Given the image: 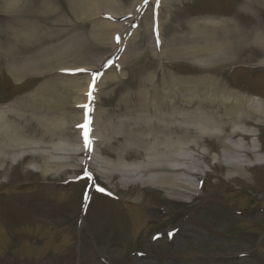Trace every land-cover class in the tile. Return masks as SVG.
I'll return each instance as SVG.
<instances>
[{"label":"rangeland","instance_id":"rangeland-1","mask_svg":"<svg viewBox=\"0 0 264 264\" xmlns=\"http://www.w3.org/2000/svg\"><path fill=\"white\" fill-rule=\"evenodd\" d=\"M255 1L253 11H242L238 0L159 2L164 22L161 42H165L161 48L151 33L155 0L127 21L105 17L133 15L141 0H17L34 10L38 3L57 9L58 21L49 15L43 22H31V36L33 31L51 36L58 30L61 67L100 65L95 72L101 73V79L93 114L95 157H85L78 103L86 99L90 76L54 72L53 43L45 46L47 61L41 72L36 69L35 50L20 58L12 47L0 51V107L12 106L15 114L24 115L31 143V156L8 163L0 178V264H264V165L257 164L264 158V127L254 130L255 140L249 142L262 155L248 158V167L241 172L231 168L224 148L208 142V158L193 157L189 164L196 176L181 175L195 189L190 200L148 185L146 175L106 178L108 173L123 175L109 170L114 161L106 157L112 145L108 142L134 126L129 114L137 110L143 81L151 77L156 82L160 71L179 77L197 74L191 65L169 59L173 28L183 30L192 22L211 20L250 31L264 44V0ZM7 20L0 10V30L12 32ZM134 22L138 28L131 31L128 25ZM123 29L132 35L125 34L120 45L114 44L113 34ZM244 53L253 61L228 66L223 82L264 102V66L259 64L264 50L256 46ZM159 55L165 59H158ZM113 56L114 64L105 67L103 63ZM81 84L77 97L76 86ZM88 158L97 174L94 184L115 198L97 195L93 188L94 198L83 217L88 183L76 180ZM145 163L146 157L140 155L125 165Z\"/></svg>","mask_w":264,"mask_h":264},{"label":"bare ground","instance_id":"bare-ground-1","mask_svg":"<svg viewBox=\"0 0 264 264\" xmlns=\"http://www.w3.org/2000/svg\"><path fill=\"white\" fill-rule=\"evenodd\" d=\"M143 1L141 0V3ZM238 1L242 11H253L257 8L255 0ZM163 2L164 0L161 1ZM38 5L39 7L34 10L31 6L19 5L17 0L13 2L0 0V10L8 15L7 22H12L10 26H13L12 32L10 29L0 30V38L4 40L0 42V51L12 47L15 57L18 58L24 57L29 50H35L38 67L36 69L41 72L47 61L45 46L53 43L51 65L54 72L77 69L97 71L100 65L94 66L96 69L61 67L58 30L54 29L51 36L42 30L33 31L31 36L32 21L43 22L45 16L49 15L58 21L57 9L45 8L40 3ZM135 16L136 6L132 18ZM112 17L116 20L121 19L115 15ZM163 25L160 16L158 18L160 40L163 37ZM183 28V30L173 28L168 57L173 63L183 62L191 65L197 70V74L179 77L160 71L156 74V82L152 81L151 77L145 79L139 86L137 110H132L129 114L131 119L136 120L134 126L118 140L108 142L106 137L102 136L101 141L105 144L106 141L109 144L112 142L106 152V157L114 161L109 164L111 165L109 170L112 171L114 168L123 174L108 173L106 178L109 180L119 179L124 175L130 178L146 175L149 178L148 185L190 200L195 189L192 188L193 184L190 181L182 180L181 175L196 176L197 173L189 169V164L193 157L201 160L208 158V142H216L224 148L225 157L229 160L231 168L239 169L240 172L248 167V158L257 153L250 148L249 142L256 136L254 130L264 127V102L248 93L227 87L222 77L228 66L253 61L252 56L244 55V52L256 46L264 50V44L250 31L238 29L233 24L223 25L222 22L209 20L192 22ZM121 32L120 37L123 38L126 30L123 29ZM116 35L113 34V41ZM164 43L161 42V48L165 46ZM159 58L165 59L161 55ZM259 64L264 66V61ZM9 72V75L18 78ZM89 80L90 78L86 82L84 94L88 90ZM76 89L77 97H80L83 84L77 85ZM85 103L86 99L78 104ZM20 106L23 112H27L24 102H21ZM23 117L24 115L15 114L12 106L0 107V178L4 176L8 163L22 162L31 156V143L25 132L28 127L25 126ZM82 122L83 112L82 120L77 125ZM93 137L91 141L96 142ZM91 152L88 149L86 156L91 154L95 157V152ZM140 155L146 157L145 165L127 168L125 164L139 158ZM257 164L264 165V159H257ZM40 173L45 175V170H40Z\"/></svg>","mask_w":264,"mask_h":264},{"label":"snow or ice","instance_id":"snow-or-ice-1","mask_svg":"<svg viewBox=\"0 0 264 264\" xmlns=\"http://www.w3.org/2000/svg\"><path fill=\"white\" fill-rule=\"evenodd\" d=\"M86 147H90V141L86 140Z\"/></svg>","mask_w":264,"mask_h":264}]
</instances>
